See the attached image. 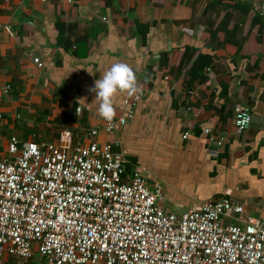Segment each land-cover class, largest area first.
Returning a JSON list of instances; mask_svg holds the SVG:
<instances>
[{"label": "crops", "instance_id": "0c3cea01", "mask_svg": "<svg viewBox=\"0 0 264 264\" xmlns=\"http://www.w3.org/2000/svg\"><path fill=\"white\" fill-rule=\"evenodd\" d=\"M213 1L0 0V87H11L0 101V157L13 136L54 142L69 130L76 145H114L128 174L144 168L151 189L163 186L167 213L230 196L264 219V18L253 5ZM199 54L207 68L193 72ZM117 62L136 71L139 91L115 96L116 116L126 99L140 101L107 134L90 89ZM240 112L252 116L242 133ZM207 130L225 138L222 147L208 143Z\"/></svg>", "mask_w": 264, "mask_h": 264}, {"label": "built area", "instance_id": "2783aa9c", "mask_svg": "<svg viewBox=\"0 0 264 264\" xmlns=\"http://www.w3.org/2000/svg\"><path fill=\"white\" fill-rule=\"evenodd\" d=\"M238 1L264 18V0ZM10 92L0 87V101ZM139 101L126 99L125 113L105 120V132L134 118ZM4 122L0 109V138ZM234 124L242 133L252 116L240 112ZM206 136L223 146L221 134ZM127 163L112 144L76 145L69 130L54 142L11 137L0 157V264H30L36 254L37 264H264V219L230 196L167 213L159 205L163 186L151 189L146 170L128 174Z\"/></svg>", "mask_w": 264, "mask_h": 264}, {"label": "clouds", "instance_id": "9594fccd", "mask_svg": "<svg viewBox=\"0 0 264 264\" xmlns=\"http://www.w3.org/2000/svg\"><path fill=\"white\" fill-rule=\"evenodd\" d=\"M99 101L98 114L111 122L116 116L114 98L120 92L129 96L138 91V78L136 71L127 63H114L100 79L95 80L94 87L90 89ZM79 115V110L77 109Z\"/></svg>", "mask_w": 264, "mask_h": 264}, {"label": "trees", "instance_id": "16d2710c", "mask_svg": "<svg viewBox=\"0 0 264 264\" xmlns=\"http://www.w3.org/2000/svg\"><path fill=\"white\" fill-rule=\"evenodd\" d=\"M217 2H220V3L229 2L231 5H237L238 7H240V9H246V10H249V8L251 9L250 4H245V3H242V2L237 1V0H214L213 4H215ZM219 46H227V41L225 40V42H223V41L220 42ZM188 52H191V53H188ZM196 53H197V51L188 49L186 51V56L189 57V60H192ZM206 68H207V64L205 63V56H203L202 54H199V56L196 58V61L194 62L193 72L195 70H200V69H201V71H204V69H206ZM196 76H198V74ZM126 170H127V172H130L128 170V166H127ZM30 264H36V263L31 262Z\"/></svg>", "mask_w": 264, "mask_h": 264}, {"label": "rangeland", "instance_id": "374dc122", "mask_svg": "<svg viewBox=\"0 0 264 264\" xmlns=\"http://www.w3.org/2000/svg\"><path fill=\"white\" fill-rule=\"evenodd\" d=\"M38 258H40V260H42V256H41L40 254L38 255ZM38 258H37V259H38Z\"/></svg>", "mask_w": 264, "mask_h": 264}]
</instances>
